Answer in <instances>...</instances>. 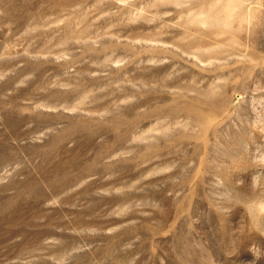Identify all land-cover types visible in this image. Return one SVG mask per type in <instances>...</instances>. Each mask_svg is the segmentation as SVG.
<instances>
[{"label":"rangeland","instance_id":"rangeland-1","mask_svg":"<svg viewBox=\"0 0 264 264\" xmlns=\"http://www.w3.org/2000/svg\"><path fill=\"white\" fill-rule=\"evenodd\" d=\"M254 189L264 0H0V264H264Z\"/></svg>","mask_w":264,"mask_h":264},{"label":"clouds","instance_id":"clouds-1","mask_svg":"<svg viewBox=\"0 0 264 264\" xmlns=\"http://www.w3.org/2000/svg\"><path fill=\"white\" fill-rule=\"evenodd\" d=\"M229 200L236 202V198L231 194ZM238 206L243 209V214L247 217L251 225L256 230H264V191L253 190V194L246 196L239 201ZM233 209H228L230 213Z\"/></svg>","mask_w":264,"mask_h":264}]
</instances>
